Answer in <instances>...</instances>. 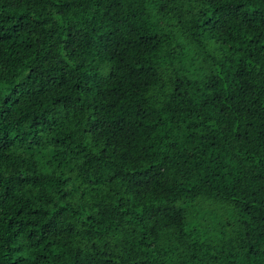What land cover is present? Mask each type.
I'll return each mask as SVG.
<instances>
[{"label":"trees","instance_id":"obj_1","mask_svg":"<svg viewBox=\"0 0 264 264\" xmlns=\"http://www.w3.org/2000/svg\"><path fill=\"white\" fill-rule=\"evenodd\" d=\"M0 264H264V0H0Z\"/></svg>","mask_w":264,"mask_h":264}]
</instances>
